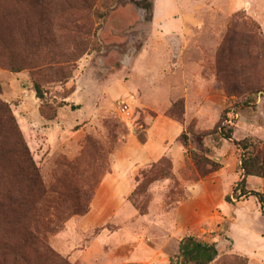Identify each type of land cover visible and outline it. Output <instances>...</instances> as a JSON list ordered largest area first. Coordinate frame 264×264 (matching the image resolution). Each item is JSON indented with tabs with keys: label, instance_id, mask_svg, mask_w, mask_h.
Listing matches in <instances>:
<instances>
[{
	"label": "rangeland",
	"instance_id": "rangeland-1",
	"mask_svg": "<svg viewBox=\"0 0 264 264\" xmlns=\"http://www.w3.org/2000/svg\"><path fill=\"white\" fill-rule=\"evenodd\" d=\"M43 1L0 0V181L26 192L20 136L46 192L23 223L69 264H202L188 238L208 264H264L260 205L232 195L235 143L264 153V0ZM184 140L220 169L200 179ZM152 166L166 178L139 176Z\"/></svg>",
	"mask_w": 264,
	"mask_h": 264
},
{
	"label": "trees",
	"instance_id": "trees-1",
	"mask_svg": "<svg viewBox=\"0 0 264 264\" xmlns=\"http://www.w3.org/2000/svg\"><path fill=\"white\" fill-rule=\"evenodd\" d=\"M53 3L52 0H48ZM59 3L65 4L67 7H72L71 11H76L75 6L79 5L81 0H75L69 3V0H56ZM45 2V0L43 1ZM83 4V2L81 1ZM150 8L151 6H147ZM145 7V8H147ZM10 67L15 73L20 71V68L14 67L12 60ZM35 97L42 101L44 99V92L38 84H34L33 87ZM1 93V85H0ZM65 106V103H61L60 107ZM8 119V122L14 123L11 110L9 106L0 101V123L3 120ZM16 129V128H14ZM136 138L141 144H144V139L141 140L135 133ZM218 136L221 139L230 141L232 131L220 130ZM18 144L15 149L19 156V163L16 165L17 169L22 171L23 176L26 177V192L18 198L17 194L14 196V187L12 182L0 181V230L4 231L5 239L0 243V264H69L67 261L62 260L56 255L47 245L46 241L40 236V233H35L34 230L30 229L29 223H23V220H27V216L31 215L35 210L40 199H43L46 195L44 191L42 181L40 178L39 170L35 167L32 157L30 156L29 150L20 136H17ZM90 143V141H88ZM91 144V143H90ZM186 149L187 157L192 161L194 167L199 172V178L203 179L208 175L217 172L220 169V165L214 161H207L210 170L208 172L199 171L200 164L204 159H201L194 151L187 149L186 141L183 143ZM235 146L240 151V161L238 170L241 172L240 179L235 185L232 195L235 196V200L239 201L242 197H254L257 199L260 205L261 215L264 217V197L263 195L256 192L246 191V179L247 177H258L264 178V153L261 154L256 148L249 143L248 140L236 142ZM162 163H168L167 160H162L158 165ZM164 169L161 167L156 168L152 166L151 170L146 174L141 171L139 176L142 179L150 178L151 183L158 180V178H166V174L163 173ZM3 188V189H2ZM139 187H137L133 193H136ZM237 192L239 195L237 196ZM226 203H231L230 198L226 196L224 198ZM141 215L143 212L139 209ZM22 213V214H21ZM87 214V210L83 212H75L73 216H84ZM179 253L185 260L196 261L198 258L201 259L202 264H208L216 257V251L214 246L205 245L194 241L192 238H188L186 241L180 243Z\"/></svg>",
	"mask_w": 264,
	"mask_h": 264
},
{
	"label": "crops",
	"instance_id": "crops-1",
	"mask_svg": "<svg viewBox=\"0 0 264 264\" xmlns=\"http://www.w3.org/2000/svg\"><path fill=\"white\" fill-rule=\"evenodd\" d=\"M261 217H263V216H261ZM264 219V218H263Z\"/></svg>",
	"mask_w": 264,
	"mask_h": 264
}]
</instances>
